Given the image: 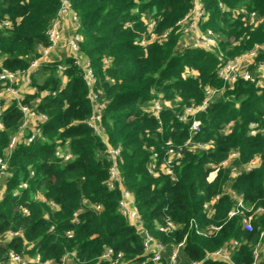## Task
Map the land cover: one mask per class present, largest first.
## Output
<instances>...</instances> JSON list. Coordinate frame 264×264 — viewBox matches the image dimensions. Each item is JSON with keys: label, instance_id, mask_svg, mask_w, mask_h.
Segmentation results:
<instances>
[{"label": "trees", "instance_id": "trees-1", "mask_svg": "<svg viewBox=\"0 0 264 264\" xmlns=\"http://www.w3.org/2000/svg\"><path fill=\"white\" fill-rule=\"evenodd\" d=\"M68 1L79 21L75 30L81 37L79 54L89 60L94 81L89 89L70 56L43 62L31 75L37 92L25 95L21 103L46 120L37 125L39 136L14 146L7 161L10 176L5 177L0 198V239L7 231L20 236L0 243L2 255L13 250L59 264L68 254L65 264H108L99 256L111 248L126 260L139 258L142 235L119 213V189L106 187V146L84 123L91 114L87 98L91 90L103 104L100 125L105 141L120 150L121 186L131 193L143 227L166 245L162 264H168L170 245L183 239L179 264L200 261L232 241L237 246L231 264H252L253 249L264 243V87L238 81L228 89L216 70L222 61L264 42V0H200L206 14L201 30L213 34L217 42L213 51L182 45L175 23L189 11L192 0ZM58 4V0H0V21L10 23L0 29V69L24 71L38 57L39 49L47 46L46 30ZM165 32V39L139 43L142 34L149 38ZM60 64L66 70L57 73ZM205 88L224 91L198 113L200 130L192 135L191 120L179 122L177 116L184 107L200 104ZM41 92L48 94L40 97ZM154 101L160 103L157 116L151 111ZM22 121L17 102L11 101L0 116V157ZM252 123L258 128L255 135H249ZM29 133L25 130L23 136ZM189 138L208 148L186 145ZM169 147L182 154L173 167L174 180L148 171L151 155L156 154L160 163ZM57 149L70 159H59ZM231 153L236 157L208 180L213 166ZM255 158L258 164L247 171L246 164ZM21 182L27 188L15 197L12 192ZM228 190L246 208H262L245 212L252 216L251 231L241 228L240 217L228 218L236 201ZM211 201L210 215L203 205ZM92 205H100L101 211ZM166 221L174 224L172 232L156 230L157 223ZM210 226L219 229L207 235Z\"/></svg>", "mask_w": 264, "mask_h": 264}, {"label": "built area", "instance_id": "built-area-1", "mask_svg": "<svg viewBox=\"0 0 264 264\" xmlns=\"http://www.w3.org/2000/svg\"><path fill=\"white\" fill-rule=\"evenodd\" d=\"M58 9L55 17L51 21L49 27L46 30L47 46L39 49V55L37 58L32 60L27 69L24 71L11 72L7 69H0V116L4 108L11 102L16 101L20 111L23 116V121L18 129V132L13 135L5 152L2 157H0V179L1 177H9L10 174L7 172V161L9 159L12 148L20 142L30 143L39 136L40 130L37 126L46 120V116L36 113L33 109L26 105H23L21 101L27 94H34L37 89L31 86V75L34 74L43 62L50 61L49 56L57 49L63 48L65 51V56H70L73 59V64L78 69L81 70L83 80L85 85L90 89L92 87L94 78L92 69L90 67V62L87 58H82L79 54V43L81 37L76 33V28L79 25L78 17L71 9L68 0H58ZM250 19L254 20V14L251 13ZM206 19L204 5L200 0H192V5L189 11L175 23L176 28L181 32V37L183 41V47H197L202 48L205 51L217 50V42L213 37V34L209 31H202L201 26ZM10 23L7 19L0 21V29L9 27ZM153 24H148V29H153ZM69 34L64 36L65 32ZM66 32V33H67ZM168 32L160 36L151 35L149 38L145 37L143 34L141 36L140 44L145 45L152 40L165 39ZM147 38V39H146ZM259 51V52H258ZM262 53L263 57L258 58V54ZM219 57L222 55L219 53ZM66 70L63 65L56 66V72L60 73ZM216 75L219 80L231 89L233 85L238 81L252 83L260 88L264 87V42L255 46L253 49L247 53L229 58L222 61L216 70ZM27 88L28 91H25ZM224 89L212 90L205 88V94L203 100L198 105H189L184 107L183 111L177 116L179 122H187L191 120L190 123V133L194 135L200 130L201 122L197 119L198 113L205 111L209 106L212 98L216 94L223 93ZM48 94V92H41L40 97ZM54 95V93H51ZM87 98L91 105V114L84 121L86 126L92 130L93 134L99 137L106 146L105 154L109 161L108 168V178L106 180V187L109 190L119 189L120 199L118 202L119 213L127 220V222L139 231L142 235V252L137 260H126L121 252H115L111 248H105L99 256V260L107 262L108 264H162L163 254L165 252L166 245L155 239L149 232L143 227L141 217L138 210L134 204V199L130 192L122 188L121 179L117 170V162L120 158V150L116 148H111L107 145L105 141V134L100 125V118L103 109V104L98 102L97 93L89 90ZM152 113L158 115L160 112V103L158 101L153 102ZM1 128V123H0ZM25 130H29L30 133L27 136H23ZM258 132L257 125L255 123L249 126V135H255ZM169 145V144H167ZM186 145H192V147L197 148H208L207 144L196 143L188 139ZM55 155L63 160L68 161L70 155L66 152H62L57 149ZM182 154L179 149H174L169 147L166 152V156L159 163L156 154L151 155V163L149 165L148 171L153 176H158L160 174L168 176L171 180H174L173 167L175 163L181 158ZM236 157V153H231L228 158L222 161L217 166H213L211 171L217 174L219 168L227 167L229 162ZM258 164V160L252 159L246 164L245 169L247 171L251 170ZM210 172V173H211ZM237 172L233 171L231 176H235ZM33 173L30 172V175ZM27 183L21 182L18 188L12 192L13 196H19L20 190L26 189ZM4 191V184L0 187V198ZM235 197V205L228 211V218L240 217L241 228L244 231H251V220L252 216L245 215L246 211L252 212H262V208H255L250 206L246 208L241 198L236 197L234 193L230 190L227 191ZM38 198L44 201L42 196ZM85 202V201H84ZM212 202L205 203L203 205V210L207 211L210 215L213 214L214 209L212 207ZM51 209H56L55 204L48 202ZM94 211H101L100 205H92ZM23 214H27L26 209H22ZM80 211H75L72 214L71 221L77 222V215ZM156 230L163 233H170L175 228L174 224L170 221H166L164 225L156 224ZM219 227L210 226L206 229L205 233L211 235L215 231H218ZM20 236L19 232L7 231L3 237L0 239V243L4 241H9L15 236ZM68 236H71L70 232H67ZM4 239V240H3ZM185 239L176 244H171V250L168 255V264H179L178 262V252L183 246ZM237 246V242L232 241L230 244H226L223 247L216 249L212 252H208L203 256L200 261H191L190 264H202L204 261H221L231 264L230 257L232 251ZM253 262L252 264H257L259 261L264 263V243L259 242L252 251ZM68 254L64 255L59 264H65L68 259ZM0 264H55L51 260L41 261L39 255L28 256L26 254H20L13 250H9L2 255L0 251Z\"/></svg>", "mask_w": 264, "mask_h": 264}, {"label": "rangeland", "instance_id": "rangeland-1", "mask_svg": "<svg viewBox=\"0 0 264 264\" xmlns=\"http://www.w3.org/2000/svg\"><path fill=\"white\" fill-rule=\"evenodd\" d=\"M66 32H67V31H66ZM66 32L64 33V36L68 35ZM65 55H66V54H65V51L63 50V48H59V49L55 50V51L49 56L48 59H50V60L61 59V58H62L63 56H65ZM24 90H25V91H28L27 88H24ZM215 176H216V174H214V173L211 172V173L208 175V180H212ZM4 181H5V178H4V177H1V179H0V187L3 185Z\"/></svg>", "mask_w": 264, "mask_h": 264}]
</instances>
